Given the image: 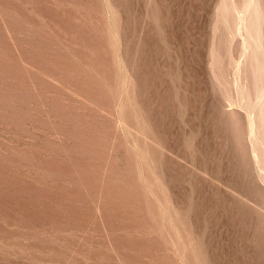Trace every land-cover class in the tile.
Here are the masks:
<instances>
[{
  "label": "rangeland",
  "instance_id": "1",
  "mask_svg": "<svg viewBox=\"0 0 264 264\" xmlns=\"http://www.w3.org/2000/svg\"><path fill=\"white\" fill-rule=\"evenodd\" d=\"M0 264H264V0H0Z\"/></svg>",
  "mask_w": 264,
  "mask_h": 264
}]
</instances>
